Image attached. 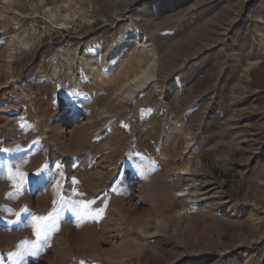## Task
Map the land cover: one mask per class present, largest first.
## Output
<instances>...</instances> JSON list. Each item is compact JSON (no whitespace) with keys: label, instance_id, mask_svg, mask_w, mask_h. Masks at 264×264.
<instances>
[{"label":"rangeland","instance_id":"1","mask_svg":"<svg viewBox=\"0 0 264 264\" xmlns=\"http://www.w3.org/2000/svg\"><path fill=\"white\" fill-rule=\"evenodd\" d=\"M26 29L31 50L7 59L5 38ZM130 30L149 44L118 68L94 56L64 96L73 83L46 58ZM141 68L152 77L131 81ZM57 181L59 230L18 258ZM0 264H264V0L0 4Z\"/></svg>","mask_w":264,"mask_h":264},{"label":"bare ground","instance_id":"2","mask_svg":"<svg viewBox=\"0 0 264 264\" xmlns=\"http://www.w3.org/2000/svg\"><path fill=\"white\" fill-rule=\"evenodd\" d=\"M14 1L15 0H0V4H4V5L6 4V5H9L10 7V5ZM45 10L49 14V16H47L48 21L56 20L55 14H53L52 12L53 9L51 7H48ZM60 16H61V19H58L59 25L67 28L68 22H70L71 20L69 13L66 15L60 14ZM22 36L23 37L20 38L19 34L12 33L11 35L5 38V48L7 51L6 52L7 59L11 60V58H13V55L16 52H20L22 50H31L32 46H29L30 43H33L31 41V37H32L31 30L26 29L24 31V35ZM148 44H149V40H147L143 35H138L134 31L130 30L129 32H126L125 34H123L121 38L115 42V44L111 45L110 48H102V47L96 46L94 48L85 49L81 52H78L77 49L69 50L66 48H59V49L54 50L53 53L46 59H47V63H49L51 66V77L52 78H54L55 80H59L61 76L63 75L65 78L67 77L69 81H71V83H73V86L69 88V90H66L65 95H64L68 99L73 100L78 97V91L76 89L75 80L80 81L81 76H83L86 73L98 72V68L92 67L91 65V60L94 56L99 55L103 59L110 55V58L113 61L112 63L113 67L118 68L121 65L122 61L124 60L127 52H130L131 49L134 48L136 45H138L139 47H145ZM133 61H135L134 63L138 64L137 60L134 59ZM128 68H131V65ZM72 72H74V75L72 74ZM138 72L140 73L137 74L134 72L135 73L134 78L132 80L130 79L131 81L135 82L141 77L144 78L145 80L152 77V74L149 73L148 69L141 68V70ZM130 80H128V82H131ZM127 86L129 85L127 84ZM130 93L131 91L129 90L126 92V95H129ZM105 144L107 145V143ZM178 171L185 173L190 170L187 167H183V168H179ZM198 191L200 192V189H198ZM121 218L122 216H118L117 220H121ZM159 224H162V222H159ZM139 230L143 232L142 228H139ZM57 242H59V240Z\"/></svg>","mask_w":264,"mask_h":264},{"label":"snow or ice","instance_id":"3","mask_svg":"<svg viewBox=\"0 0 264 264\" xmlns=\"http://www.w3.org/2000/svg\"><path fill=\"white\" fill-rule=\"evenodd\" d=\"M24 163H27V161H24ZM45 168L46 165L41 166V168L37 169V171L31 175H33L36 178V183H41L43 181L47 180V176L45 175ZM28 174L19 171L17 169V172L15 174V178L18 182L14 184V187H16L17 192L21 189L23 184L26 181V177ZM10 179H14L11 175L9 177ZM78 181L73 179L72 184H76ZM60 183L57 181V184L54 186V190L56 191L57 198L52 201L53 208L51 211H49L46 215H35L30 214V226L33 232V235L35 236V241L29 242L28 240H23L20 242V244L17 246L18 251L15 253V255L18 258H22L23 255L39 251V248L41 247L40 241L47 242V240L53 235L54 232L58 231V211L60 205H67L68 201H66L61 195H60ZM73 195L75 192L73 191ZM82 207L86 208L87 205H82ZM10 211V210H9ZM21 213H28V209L26 207H22L20 209L19 213H15V215L19 218ZM103 213V208H101L96 213H86L84 214V218L95 220L98 216H100Z\"/></svg>","mask_w":264,"mask_h":264}]
</instances>
